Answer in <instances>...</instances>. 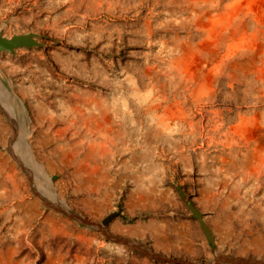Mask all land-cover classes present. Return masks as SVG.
<instances>
[{"label": "rangeland", "instance_id": "obj_1", "mask_svg": "<svg viewBox=\"0 0 264 264\" xmlns=\"http://www.w3.org/2000/svg\"><path fill=\"white\" fill-rule=\"evenodd\" d=\"M0 32L41 37L0 53V264H172L39 196L167 260L264 264V0H0Z\"/></svg>", "mask_w": 264, "mask_h": 264}, {"label": "water", "instance_id": "obj_2", "mask_svg": "<svg viewBox=\"0 0 264 264\" xmlns=\"http://www.w3.org/2000/svg\"><path fill=\"white\" fill-rule=\"evenodd\" d=\"M41 37L34 34V33H27V34H15L12 35L10 37H6L4 36L1 32H0V53H9V54H14L16 50L24 48V49H28L31 47H39L41 46L40 42H38V39H40ZM9 96H7L4 92H1L0 89V111L3 114V116L5 117V119L8 121V123H11V127L13 128V139H11V141L9 142V146H12V142L18 138L19 141H21V143H23V131L22 128L20 127V125L18 124L17 121V113H15V106L13 107L12 102H10V99L8 98ZM5 105V108L4 106ZM23 137V138H22ZM21 154V153H20ZM21 157H23L22 155H20ZM22 171L24 172V174L26 175V177L28 178L29 182L32 184V180H31V176L28 173V171L26 169H24L21 166ZM40 199L43 201L44 205L46 207L55 209L56 211L63 213L64 215L68 216L69 218L77 221L78 223L88 226V227H95L97 228L99 231H101L102 233H104L105 238L109 241L112 242H116V243H121L126 245L128 248H130L131 250L134 251H138L140 253H144L145 255H147L149 258L154 259V260H162V261H167L169 263L172 264H190V263H184L181 261H176V260H172V259H165L162 256L153 254L152 252H150L149 250L145 249L144 247L132 243V242H128V241H124V240H120L116 237H112L108 234L105 233V231L103 230V228L108 224V222L115 216L119 215L118 213H113L108 215L99 225L90 223L88 221H85L84 219L76 216L75 214L71 213L69 210H67L65 207H63L61 204L57 203V202H53L50 201L51 197H47L49 199L46 198L44 199L43 197L39 196ZM245 260H240V259H234V258H224L222 259V263L223 264H235V263H239ZM216 264H221L219 261H216ZM260 264V263H258Z\"/></svg>", "mask_w": 264, "mask_h": 264}, {"label": "crops", "instance_id": "obj_3", "mask_svg": "<svg viewBox=\"0 0 264 264\" xmlns=\"http://www.w3.org/2000/svg\"><path fill=\"white\" fill-rule=\"evenodd\" d=\"M176 226V225H175ZM170 239H172V238H170Z\"/></svg>", "mask_w": 264, "mask_h": 264}]
</instances>
